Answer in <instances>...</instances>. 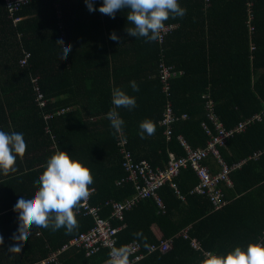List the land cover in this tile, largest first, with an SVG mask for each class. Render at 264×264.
<instances>
[{"label": "trees", "instance_id": "1", "mask_svg": "<svg viewBox=\"0 0 264 264\" xmlns=\"http://www.w3.org/2000/svg\"><path fill=\"white\" fill-rule=\"evenodd\" d=\"M253 1L255 29L250 34L247 0H178L187 12L183 18L165 21V25L178 26L165 37L163 48L167 65L183 72L171 80L172 96L176 114L188 118L177 121L167 139L160 123L165 108L159 74L161 42L127 34L129 9L117 11L111 18L98 11L103 0H93L94 12L84 0H30L11 16L5 0H0V130L23 133L27 145L25 153L17 155L16 170L7 175L0 172V236L4 239L0 264H38L94 223L90 215L76 214L79 227L71 234L64 228L53 232L33 227L20 252L8 251L18 228L13 207L21 196L28 199L34 194L38 187L34 181L44 170L41 165L55 152L45 131L43 111L71 107L49 124L61 150L90 169V203L104 217L112 214L114 203H124L136 193V182L128 180L123 165L121 133L128 137L138 162L147 160L152 168L165 170L171 153L185 155L180 135L194 149L208 147L211 135L205 123L213 124L203 96L209 87L217 114L228 128L263 111L264 0ZM112 32L118 41L109 38ZM61 39L72 47L66 59L59 58L56 41ZM26 53L31 58L23 67ZM33 78H38L48 99L43 109L36 101ZM133 80L138 92L130 87ZM115 87L135 97L137 105L132 110L117 109L124 121L119 133L110 127L106 115L113 108L111 90ZM146 118L154 122L156 131L141 139L139 123ZM263 149L264 119L230 137L220 149L228 165L246 160L230 175L233 187L223 186L228 200L225 206L214 210L208 196L191 193L200 181L188 167L176 180L184 199L167 185L159 192L165 210L148 198L126 211L124 221H113L115 226L127 223L118 235V248L139 241L146 252L160 241L154 226L163 239H172L170 250L134 264H197L204 252L226 255L236 246L246 250L249 242H259L264 237V155L258 160L249 158ZM204 164L218 172L214 156ZM186 228L201 249L180 235ZM137 232L142 235L134 237ZM109 252L103 249L87 256L85 250L71 248L60 256L59 263L49 264H103Z\"/></svg>", "mask_w": 264, "mask_h": 264}, {"label": "built area", "instance_id": "2", "mask_svg": "<svg viewBox=\"0 0 264 264\" xmlns=\"http://www.w3.org/2000/svg\"><path fill=\"white\" fill-rule=\"evenodd\" d=\"M9 14L15 15L19 7L29 4L30 0H5ZM254 4L253 0H247L248 6V27L250 34L254 32V10L252 8ZM21 20V17L16 18V21ZM177 24H166L164 30L161 33V58H160V81L162 83V92L165 97V108L162 119L160 123L164 126V133L167 139H171L173 135L174 124L181 120L188 118L187 114L177 115L174 110L173 96H172V85L171 80L183 75V72L175 70L174 66H169L165 60V49L163 48V41L165 37L171 33L172 29L176 28ZM255 49L254 45H251V50ZM31 58L30 53H26V57L22 60V66L28 65L29 59ZM32 84L34 86V91L36 94V101L38 106L43 109L48 104V99L38 84V78H33ZM206 100V108L208 111V118L212 122L213 127L210 124L205 123V127L208 133L211 135V139L207 148H197L194 149L183 136H179L181 146L185 151V155L177 157L175 154L171 153L169 155V160L167 163V168L154 169L149 161L143 160L138 162L135 159L134 153L129 149V139L121 133V138L119 140V148L121 154L123 155V165L128 172V180L135 181L136 193L133 197L129 198L127 201L116 202L113 204V212L110 216L104 217L102 211L97 206H92L90 203V197L84 200L83 206L79 209L77 215H90L93 218V226L88 229V231L83 232L73 238L69 243L65 244L62 248L53 251L50 255L42 259L38 264H49V263H59L60 256L71 248H77L80 250H85L87 256H91L95 253L100 252L103 249L111 250L112 247L118 248V235L127 226V223L115 226L113 221L125 220L126 211L135 208L142 201L148 198L155 200L157 205L165 210V203L159 194L160 190L170 185L176 193L184 199V195L180 193L178 189V184L176 180L180 176L183 169L191 167L197 177L198 184L191 190V193H197L201 195H206L212 201V206L214 210L221 209L225 206L228 200L225 197L224 189L222 185H232L231 173L237 169H240L246 160L236 163L234 165H228L223 159L220 149L226 146L227 140L237 133L244 132L248 130L251 126L256 123L262 122L264 119V109L262 112L257 113L248 119L241 121L235 127H226L221 120L216 111V101L213 99L211 93H206L204 95ZM71 111L70 106H63L52 111H43L42 115L45 120V131L49 135L53 142V148L56 150V134L53 131L52 125L49 124V120L56 116L66 114ZM264 155V149L256 152L249 159L258 160ZM211 156L216 158V162L219 166V171L214 173L210 166L205 165ZM180 235L184 239H190L191 244L195 249H201L202 245L197 239H191L188 234V228L184 229ZM160 241L156 244H151L147 251L139 241L132 242L126 247L130 251L129 262L134 264L139 261H143L148 255L154 254L156 252H161L162 254L167 253L172 245V239L160 238ZM264 241V237L260 239L259 242ZM105 264V263H103Z\"/></svg>", "mask_w": 264, "mask_h": 264}, {"label": "clouds", "instance_id": "3", "mask_svg": "<svg viewBox=\"0 0 264 264\" xmlns=\"http://www.w3.org/2000/svg\"><path fill=\"white\" fill-rule=\"evenodd\" d=\"M84 2L90 12L97 10L93 0ZM125 8L129 9L127 21L131 25L125 31L129 36L144 38L146 42L159 41L165 21L170 18H183L187 12L178 0H103L98 11L115 18L117 11ZM109 38L113 41L120 39L115 32ZM56 45L61 49L59 58L66 59L72 50L71 45H65L62 39L56 41ZM130 87L134 92L139 91L135 80L130 81ZM111 101L113 108L106 115L110 127L119 133L124 121L117 109H134L137 106L136 99L115 87L111 90ZM139 130L138 134L143 139L145 133L154 135L156 127L152 120L146 118L139 123ZM26 148L23 133L0 130V172L7 175L15 171L17 155H23ZM41 167L44 170L38 180L34 181L38 185L37 190L28 199L21 196L13 207V211L18 213V228L12 236L14 243L8 248L10 253L21 251L33 227L50 229L53 232L64 228L66 234H71L79 227L76 212L81 202L87 200L93 191L89 187L93 184L90 169L79 159H73L67 151H62L59 145ZM141 235L139 232L133 233L134 237ZM3 243V236H0V245ZM129 255L130 251L126 246L112 247L105 264H130ZM202 255L203 259H199L197 264H264V241L249 242L246 250L236 246L226 255L214 252H204Z\"/></svg>", "mask_w": 264, "mask_h": 264}, {"label": "crops", "instance_id": "4", "mask_svg": "<svg viewBox=\"0 0 264 264\" xmlns=\"http://www.w3.org/2000/svg\"><path fill=\"white\" fill-rule=\"evenodd\" d=\"M107 44V43H106ZM108 50H111V48L110 47H108L107 48ZM180 77V76H179ZM178 78V77H177ZM208 91H210L211 92V88L209 87V90ZM212 169V168H211ZM216 169H217V171L219 170V167H216ZM212 171H213V169H212ZM214 172V171H213ZM216 173V172H215ZM232 180V179H231ZM224 187H227V188H232L233 187V181H232V185L231 186H224ZM228 203V202H227ZM154 232H155V234L157 235V237L160 239V238H162V236L160 235V232H159V228H158V226H154Z\"/></svg>", "mask_w": 264, "mask_h": 264}, {"label": "rangeland", "instance_id": "5", "mask_svg": "<svg viewBox=\"0 0 264 264\" xmlns=\"http://www.w3.org/2000/svg\"><path fill=\"white\" fill-rule=\"evenodd\" d=\"M210 91H208L207 93H209ZM211 93V92H210ZM212 95V94H211ZM203 98H204V96H203ZM207 109V108H206ZM220 119V118H219ZM222 122V121H221ZM246 131V130H245ZM242 133V132H241ZM224 159V158H223ZM226 162V161H225ZM218 165V164H217ZM219 167V166H218ZM219 171V170H218ZM223 186H225V185H222V187ZM226 186H228V185H226Z\"/></svg>", "mask_w": 264, "mask_h": 264}]
</instances>
